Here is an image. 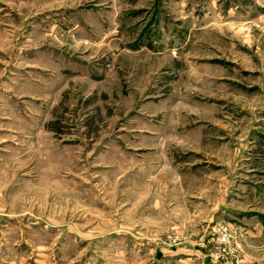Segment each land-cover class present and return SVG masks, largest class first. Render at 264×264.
<instances>
[{"label":"rangeland","instance_id":"1","mask_svg":"<svg viewBox=\"0 0 264 264\" xmlns=\"http://www.w3.org/2000/svg\"><path fill=\"white\" fill-rule=\"evenodd\" d=\"M243 31L211 0H0V264H264Z\"/></svg>","mask_w":264,"mask_h":264},{"label":"crops","instance_id":"2","mask_svg":"<svg viewBox=\"0 0 264 264\" xmlns=\"http://www.w3.org/2000/svg\"><path fill=\"white\" fill-rule=\"evenodd\" d=\"M211 11L251 34L264 21V0H211Z\"/></svg>","mask_w":264,"mask_h":264}]
</instances>
